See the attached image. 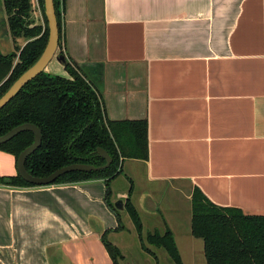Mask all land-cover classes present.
Instances as JSON below:
<instances>
[{
	"label": "crops",
	"instance_id": "1",
	"mask_svg": "<svg viewBox=\"0 0 264 264\" xmlns=\"http://www.w3.org/2000/svg\"><path fill=\"white\" fill-rule=\"evenodd\" d=\"M59 10V53L99 90L109 120L147 121L149 159L124 162L113 203L103 181L0 185V264H114L102 238L134 246L115 207L131 183L145 232L169 229L183 264H205L191 231L196 187L264 216V0H60ZM46 72L69 78L55 58ZM17 174L0 151V178Z\"/></svg>",
	"mask_w": 264,
	"mask_h": 264
},
{
	"label": "trees",
	"instance_id": "2",
	"mask_svg": "<svg viewBox=\"0 0 264 264\" xmlns=\"http://www.w3.org/2000/svg\"><path fill=\"white\" fill-rule=\"evenodd\" d=\"M45 26L36 25L31 18V0H3L9 34L16 44L26 40L22 48L4 55L0 51V98L41 57L49 40V25L44 0H39ZM60 43L62 22L60 0H54ZM60 47V44H59ZM69 78L51 75L46 71L30 81L3 109L0 110V136L29 123L42 131L41 147L26 161L27 171L35 177H47L73 164L100 167L106 164L98 155L104 149L112 158L107 169L97 172H71L52 185L103 181L110 194L111 184L122 174L127 160L149 159L148 123L141 121H111L107 118L102 95L76 64L67 62ZM32 132H23L0 145V151L12 154L16 161L34 143ZM0 185L36 187L19 174L0 178ZM133 186L125 200L136 232L143 240V224L132 204ZM192 235L204 243L206 264H264V216L246 215L238 208L222 207L212 202L198 187L192 195ZM119 218V211L109 203ZM102 240L114 264L124 256L107 238ZM148 244L164 249L174 264H183L173 233H148ZM143 249L148 251L143 245ZM154 256V255H153ZM155 257V256H154Z\"/></svg>",
	"mask_w": 264,
	"mask_h": 264
},
{
	"label": "water",
	"instance_id": "3",
	"mask_svg": "<svg viewBox=\"0 0 264 264\" xmlns=\"http://www.w3.org/2000/svg\"><path fill=\"white\" fill-rule=\"evenodd\" d=\"M45 16L49 25V40L48 44L42 53L39 60L30 67L12 86L11 88L0 98V110L3 109L30 81L46 71L50 62L55 58L59 63L64 66L67 64V59L64 54H58L60 35L58 28V21L55 10L54 0H44ZM32 132L34 134V143L25 149L17 160V171L20 177L36 187L51 186L60 177L71 172H97L107 169L112 164V158L102 148L98 149V155L105 159L106 164L100 167H95L88 164H73L63 167L47 177H35L31 175L26 169V161L28 157L34 154L42 145V131L36 125L23 124L20 125L3 136H0V145H3L19 134L23 132ZM118 210L123 209V201H119L115 204Z\"/></svg>",
	"mask_w": 264,
	"mask_h": 264
},
{
	"label": "rangeland",
	"instance_id": "4",
	"mask_svg": "<svg viewBox=\"0 0 264 264\" xmlns=\"http://www.w3.org/2000/svg\"><path fill=\"white\" fill-rule=\"evenodd\" d=\"M32 2V0H31ZM36 1L33 0L32 2V15L31 18L34 20L36 25H41V26H45V22H44V16H43V11L42 8L40 6L39 0H38V4L36 5L35 3ZM26 43V40H18L17 43L15 44L13 39L11 38L10 34H9V28H8V24H7V16L5 13V9L3 6V0H0V51L2 54L4 55H9L13 52H15V46H17V48H22ZM59 54V51H58ZM127 181L124 178V176H120L117 179L114 180V182H112L111 184V190L113 192V195L111 197V203H113V199L115 197V193L117 190L119 189H125L127 187ZM126 200V199H125ZM124 206V203H123ZM125 210V209H122ZM124 219L128 220L129 222L131 221V218L129 216V214L124 213ZM126 223V221H124ZM134 235L129 236L130 240L133 241V245L131 247V249L128 251L126 250V248L122 249V254L126 255L129 254L126 258V262L123 260H120V264H133L134 261L138 262L137 264H157V260L159 258L160 260V264H166L165 262V256L163 254H165L164 249H160L161 253L159 250H157L156 247L150 245L147 243L146 241V237L148 233H154L153 232H145L143 233V240L144 242H141L136 229L134 230ZM160 233V231H158ZM129 240V239H128ZM127 241V240H126ZM135 243L137 244L135 246ZM143 245L145 246L146 249L149 250V252H151V250L154 253V256L156 255L157 258H155L154 256H150L149 252L144 250L142 247ZM143 249V250H142ZM127 251V252H126ZM167 256V255H166ZM168 258V257H167ZM134 259V261L132 260ZM168 260V259H167ZM205 260V257H204ZM205 264H206V260H205Z\"/></svg>",
	"mask_w": 264,
	"mask_h": 264
}]
</instances>
